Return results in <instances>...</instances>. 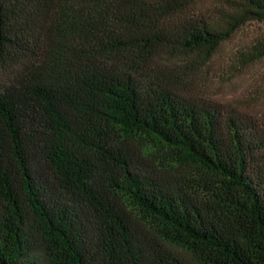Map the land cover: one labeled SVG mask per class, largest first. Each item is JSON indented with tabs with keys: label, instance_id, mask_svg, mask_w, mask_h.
<instances>
[{
	"label": "trees",
	"instance_id": "16d2710c",
	"mask_svg": "<svg viewBox=\"0 0 264 264\" xmlns=\"http://www.w3.org/2000/svg\"><path fill=\"white\" fill-rule=\"evenodd\" d=\"M253 24L264 0H0V264H264V83L217 96L264 73V33L226 49Z\"/></svg>",
	"mask_w": 264,
	"mask_h": 264
},
{
	"label": "rangeland",
	"instance_id": "374dc122",
	"mask_svg": "<svg viewBox=\"0 0 264 264\" xmlns=\"http://www.w3.org/2000/svg\"><path fill=\"white\" fill-rule=\"evenodd\" d=\"M264 33V26L259 24L249 25L247 28L239 31L232 42L226 45V49L235 47L236 44H244L252 41L253 37L261 36ZM221 61H216L214 68L219 67ZM213 68V69H214ZM264 83V73L260 69L252 68L247 70L228 85L224 86L222 90L217 91V96L220 99H230L238 96L242 91L249 90L251 86Z\"/></svg>",
	"mask_w": 264,
	"mask_h": 264
}]
</instances>
